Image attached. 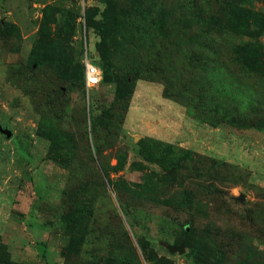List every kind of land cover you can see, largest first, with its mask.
Instances as JSON below:
<instances>
[{"label": "rangeland", "instance_id": "obj_1", "mask_svg": "<svg viewBox=\"0 0 264 264\" xmlns=\"http://www.w3.org/2000/svg\"><path fill=\"white\" fill-rule=\"evenodd\" d=\"M0 125V264H264V0H0Z\"/></svg>", "mask_w": 264, "mask_h": 264}, {"label": "built area", "instance_id": "obj_2", "mask_svg": "<svg viewBox=\"0 0 264 264\" xmlns=\"http://www.w3.org/2000/svg\"><path fill=\"white\" fill-rule=\"evenodd\" d=\"M96 57H85L83 59L84 65V81L88 89H92L100 84L102 81V70L98 67Z\"/></svg>", "mask_w": 264, "mask_h": 264}, {"label": "water", "instance_id": "obj_3", "mask_svg": "<svg viewBox=\"0 0 264 264\" xmlns=\"http://www.w3.org/2000/svg\"><path fill=\"white\" fill-rule=\"evenodd\" d=\"M0 132H1L2 134H4L5 137H6L7 139H11L12 136H13L12 132H11L9 129H5V128H3L1 125H0ZM170 250H171L172 252H175V251H179V252H181V253L184 252V250H183V246H181V247H179V248H175V247H173V248H170Z\"/></svg>", "mask_w": 264, "mask_h": 264}, {"label": "trees", "instance_id": "obj_4", "mask_svg": "<svg viewBox=\"0 0 264 264\" xmlns=\"http://www.w3.org/2000/svg\"><path fill=\"white\" fill-rule=\"evenodd\" d=\"M96 64L98 63V58L96 59V62H95ZM98 65V64H97ZM101 70H102V67H100V66H98ZM102 74H103V76H102V79H103V77H105V79H106V77H107V79H108V72H107V70H102ZM85 82V81H84ZM184 103H186V102H184ZM187 105V104H186ZM190 109V108H189ZM198 118H200V117H198Z\"/></svg>", "mask_w": 264, "mask_h": 264}]
</instances>
